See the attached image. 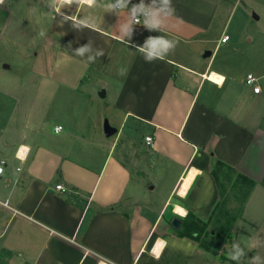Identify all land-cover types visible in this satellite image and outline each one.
I'll use <instances>...</instances> for the list:
<instances>
[{
  "label": "crops",
  "instance_id": "obj_1",
  "mask_svg": "<svg viewBox=\"0 0 264 264\" xmlns=\"http://www.w3.org/2000/svg\"><path fill=\"white\" fill-rule=\"evenodd\" d=\"M140 2L109 10L116 0H97L93 7L73 3L59 12L50 0L0 5L3 62L11 45L38 48L34 57L11 54L17 66H35L27 82L15 78L0 85V264H231L210 258L171 225L173 217H185L174 211L177 206L203 221L212 218L223 199L212 173L218 160L230 167L220 171L224 189L227 172L242 187L253 182L234 220L252 222L255 201L264 215V71L255 74L261 92L254 93L246 76L219 55L230 40L221 42L225 28L218 35L229 20L230 0H171L175 11L163 30L141 21L130 40L119 39L132 5ZM65 15L89 19L97 28H74ZM155 36L178 43L164 60L149 63L139 46ZM86 44L92 51L77 55L75 49ZM96 51L104 55L90 62ZM3 67L0 82L12 72L7 62ZM212 71L226 77L223 86L207 77ZM100 74L111 77L114 89L105 106L116 128L111 136L91 122L88 104H69L71 93L80 94L85 84L93 89ZM102 85L106 97L109 87ZM56 96L63 104H54ZM22 149L24 160L17 158ZM159 240L166 247L156 259Z\"/></svg>",
  "mask_w": 264,
  "mask_h": 264
},
{
  "label": "rangeland",
  "instance_id": "obj_2",
  "mask_svg": "<svg viewBox=\"0 0 264 264\" xmlns=\"http://www.w3.org/2000/svg\"><path fill=\"white\" fill-rule=\"evenodd\" d=\"M230 4L232 10L228 16L229 20L227 23H224L218 33L219 35L222 29L225 28L230 40L219 49V55H224L225 58H228L225 59V62L231 63L228 65V68L238 72L239 76H246L248 71H253L254 74L260 76L264 71L258 70V64L264 62V0H230ZM213 44L211 45L212 49H214L215 46V44ZM15 50L29 52V54L34 57L38 48L34 45H11L8 54L5 55L7 60L3 62L0 56V69L7 71L3 67L5 62H7L10 64V70H12L10 74L4 72L5 78H3L4 75H1V86L3 84L5 85L4 81H10L11 79L13 81L15 78L20 82H27L30 77L25 76L27 75L26 73L35 67L29 63H23L22 66H17L15 64L16 58L11 56L12 51ZM43 62L39 64L46 67V62ZM110 78L111 77L105 74L97 75L92 79V83H94L93 89L90 90L87 84H85V86L82 85L80 94L77 92L71 93L69 98V104H88L91 122L102 132H104L105 120L109 119L107 116L108 111H105V106L111 100L112 95H114V89L111 86L112 81ZM102 83H106L109 87V95L106 97L100 96L99 94V91L105 89ZM57 96H59V94ZM57 96L54 104H63L62 99L59 100ZM49 98L50 94L47 93V99ZM6 104V109H8V102ZM101 109H103V112H100ZM224 176L226 177L224 185L227 192L224 205L229 212L226 216L220 215V217L224 222H230V225L235 227V232L234 237L230 235L222 239L217 256L211 253H209L208 256L210 258L219 259L221 255L224 256L227 263L233 264V260L229 258V253H235L232 249V245L236 236L235 243H239L240 247L243 248L245 252L243 259L239 260V264H253L252 258L255 256L260 257L258 264H264V215L261 212L262 209L260 210L262 205L259 203L256 206L255 203L258 201L254 202L253 209H250L249 215V218L253 219L252 222L244 220L240 222L236 220L233 221L232 218H238L239 214L242 212L244 206L243 200L247 196L249 189L247 186H240L234 174L232 175L230 172H227V175ZM208 229L212 230L213 228L210 226ZM230 231L232 233V230ZM205 238L210 239L207 235ZM199 246L201 247V245ZM209 261H211V259Z\"/></svg>",
  "mask_w": 264,
  "mask_h": 264
},
{
  "label": "clouds",
  "instance_id": "obj_3",
  "mask_svg": "<svg viewBox=\"0 0 264 264\" xmlns=\"http://www.w3.org/2000/svg\"><path fill=\"white\" fill-rule=\"evenodd\" d=\"M4 3L5 0H0V5H3ZM73 3H76L80 6L87 5L89 7H93L97 4V0H50V6L54 7L57 12H59L60 8L64 5H72ZM129 3L130 0H116L115 4L110 3L107 5V8L109 10H112L119 6V9H125L128 8ZM155 3L156 0H153V3L151 5H146L144 3V0H141L139 4L132 5L130 10V16H128L127 21L120 27L121 35L119 39L128 37L130 40L133 26L137 23H140L141 17H143V23L148 29L156 31L163 30L165 18L171 16L174 13L175 9L172 7L171 0H160L159 7H155ZM138 13L142 15H138ZM64 19H71L73 21V27L77 29L88 27L95 30L97 28V25L89 19H77L75 16L67 15L64 16ZM223 39L226 42L228 40V37L225 36ZM177 43L178 41L168 39L163 36L148 37L143 43V45L139 46V51L143 54L145 61L151 63L152 61H154L153 57H156L160 60H164L168 53L175 49ZM86 51H92L91 46L89 44L80 46L75 49L76 54L81 56ZM102 55H104L103 51H96L94 55L88 57V60L90 62H94L96 57ZM120 74L125 75L126 71H122ZM208 78L217 86H223V83L226 80V77L224 75L217 73H213ZM249 79L251 82V76ZM255 91L259 93L260 89L257 88L255 89ZM56 131L59 133L61 129L58 127ZM26 151V149L24 151H18L17 158L24 160ZM2 172L3 169H0V173ZM180 195L184 196L185 193L181 192ZM174 211L180 216L187 215V212L180 207H177ZM164 247H166V241L160 240L157 242V245L153 250V255L156 259L160 258ZM232 248L236 249L237 251L235 253L230 252L229 258L232 260L239 261L240 258L245 255L244 249L240 247L239 243L235 242L233 243ZM252 260L253 264H258V262L260 261V257L255 256L252 258Z\"/></svg>",
  "mask_w": 264,
  "mask_h": 264
},
{
  "label": "trees",
  "instance_id": "obj_4",
  "mask_svg": "<svg viewBox=\"0 0 264 264\" xmlns=\"http://www.w3.org/2000/svg\"><path fill=\"white\" fill-rule=\"evenodd\" d=\"M224 167L230 169V167L227 166L224 162L218 160L212 170L213 175L218 181L220 194L223 198L221 204L218 206V209H216V211L212 215V218L208 222H206L198 218L191 211H189L185 217L181 218L182 222L180 226L176 228L178 235L188 236L192 239H195L204 250L214 255L218 254L222 239L230 236V230L233 226L230 225V222L228 221L224 222L223 219L220 217V215L226 216L228 214L227 208H225V206L223 205L226 200V191L223 188L222 182L220 181V171ZM246 186L248 187V189H250L253 186V182L248 180ZM227 219L230 220L229 218ZM232 220L234 221V218H232ZM210 226L213 228L212 230L208 229ZM206 235L210 239H206ZM219 259L221 261L222 259L225 260L224 256L221 255Z\"/></svg>",
  "mask_w": 264,
  "mask_h": 264
},
{
  "label": "built area",
  "instance_id": "obj_5",
  "mask_svg": "<svg viewBox=\"0 0 264 264\" xmlns=\"http://www.w3.org/2000/svg\"><path fill=\"white\" fill-rule=\"evenodd\" d=\"M138 15H142V14L138 13ZM141 21H143V17L140 18V22H141ZM225 36H227V37H228V40H229V38H230L229 35H228V34H224V35L221 37V42H225L224 39H223ZM228 40H227V41H228ZM227 41H226V42H227ZM250 76H251V82H250V79H249ZM258 81H259V77L256 76L255 74H253V73L250 72V73H248V74L246 75L245 83H246L248 86H250V87L252 88V90H253L254 93H257V92L255 91V89H257V88L260 89L259 93L261 92V87H260V85L258 84ZM58 127H59L60 129H62V126H61V125H58V126L55 127V130H56ZM145 140H146V142H147L148 145H150V146L153 145V136H152V135H148V136H146ZM0 169H3V172L0 173V176H1V175L5 172V162H4V161H0ZM58 187L60 188L61 185H58Z\"/></svg>",
  "mask_w": 264,
  "mask_h": 264
},
{
  "label": "water",
  "instance_id": "obj_6",
  "mask_svg": "<svg viewBox=\"0 0 264 264\" xmlns=\"http://www.w3.org/2000/svg\"><path fill=\"white\" fill-rule=\"evenodd\" d=\"M205 54L210 55L211 51L207 50L205 52ZM99 94H100V96H105V91L101 90ZM104 132L107 136H111V135L116 133V128H114L112 125H110V123L107 119L105 120V123H104ZM181 222H182L181 218L175 216L171 220V225L174 228H178L180 226Z\"/></svg>",
  "mask_w": 264,
  "mask_h": 264
},
{
  "label": "bare ground",
  "instance_id": "obj_7",
  "mask_svg": "<svg viewBox=\"0 0 264 264\" xmlns=\"http://www.w3.org/2000/svg\"><path fill=\"white\" fill-rule=\"evenodd\" d=\"M213 73H217V74H220V73H218V72H216V71H212V72H210V73H208V75H207V77H210ZM222 75V74H221ZM21 151H24V149H22ZM196 171L193 169L192 170V172L188 175V177L185 179V182H184V185H183V189H182V192H184V188H187V186H188V184H189V182H190V180L192 179V177H193V175H194V173H195ZM177 207H179V206H177ZM176 207V208H177ZM180 208H182V207H180ZM182 209H184V208H182ZM185 210V209H184ZM160 241V240H159ZM156 247V246H155ZM100 264H108V263H106V262H100Z\"/></svg>",
  "mask_w": 264,
  "mask_h": 264
}]
</instances>
